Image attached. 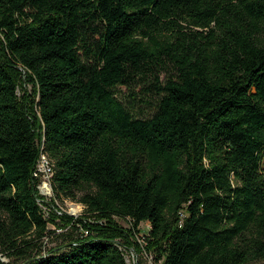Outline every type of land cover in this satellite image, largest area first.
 <instances>
[{"label":"trees","instance_id":"obj_1","mask_svg":"<svg viewBox=\"0 0 264 264\" xmlns=\"http://www.w3.org/2000/svg\"><path fill=\"white\" fill-rule=\"evenodd\" d=\"M147 82L157 109L136 118L117 90ZM43 145L78 218H48L37 200ZM263 156L264 0H0L3 257L264 260ZM54 236L65 240L46 254Z\"/></svg>","mask_w":264,"mask_h":264},{"label":"rangeland","instance_id":"obj_2","mask_svg":"<svg viewBox=\"0 0 264 264\" xmlns=\"http://www.w3.org/2000/svg\"><path fill=\"white\" fill-rule=\"evenodd\" d=\"M149 83L141 84V85H135L133 87H127V86H120L117 90V96L121 102L124 103V105L131 111V113L136 118H148L152 116L156 109H157V100L158 95L155 94L154 90L149 89ZM31 88V87H30ZM135 93H138V96L135 97ZM263 166H264V156H263ZM81 195V193H79ZM63 209L70 210L69 202H61L60 203ZM47 211V210H46ZM49 214V212L47 211ZM51 215L49 214L48 218H50ZM120 225H122L125 228L133 227V224L128 219L123 218H117L116 219ZM59 224H63V221H61L60 218H57L56 222L50 221V228L52 230H55L57 227H59ZM150 228V223L148 221H143L140 226L138 227V230L135 232L134 238L132 240L134 241H140L144 242V235L148 232ZM67 230V229H66ZM65 240L64 236H54L50 237L49 239H45L43 250L46 251V254L53 248L60 245ZM125 251L126 259L128 264H138V258L141 260L143 264H156L154 261V258L152 254L144 253L141 255H138L135 250H129L126 248H123ZM7 264H20L23 262V258L19 257H6ZM27 264V263H26ZM251 264H264V260H260Z\"/></svg>","mask_w":264,"mask_h":264},{"label":"built area","instance_id":"obj_3","mask_svg":"<svg viewBox=\"0 0 264 264\" xmlns=\"http://www.w3.org/2000/svg\"><path fill=\"white\" fill-rule=\"evenodd\" d=\"M44 140V139H43ZM55 174V161L54 159L44 151V145L41 147V151L36 162L33 176L36 180V190L38 194V202L43 208L48 217L51 209L53 208L59 215L67 213L74 218H78L84 211L85 206L80 203L73 201L71 199H66L64 202H69L70 210H65L61 206V202L56 199L55 191L53 187V177ZM56 202V206L52 204V201ZM49 214L47 213V211ZM58 232L61 229H57ZM1 259L6 262V257H3L1 254Z\"/></svg>","mask_w":264,"mask_h":264}]
</instances>
